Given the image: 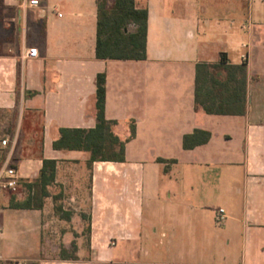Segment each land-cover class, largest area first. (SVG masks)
<instances>
[{"label":"crops","instance_id":"0c3cea01","mask_svg":"<svg viewBox=\"0 0 264 264\" xmlns=\"http://www.w3.org/2000/svg\"><path fill=\"white\" fill-rule=\"evenodd\" d=\"M40 3L0 0V168L28 183L53 159L55 180L41 208L0 193V260L264 264V0H135L148 8L143 60L96 57V0ZM221 57L245 66L243 114L195 104L196 65ZM98 73L124 160L89 166V152L52 143L60 128L95 126ZM195 129L209 139L184 148ZM73 246L76 259L59 256Z\"/></svg>","mask_w":264,"mask_h":264},{"label":"trees","instance_id":"16d2710c","mask_svg":"<svg viewBox=\"0 0 264 264\" xmlns=\"http://www.w3.org/2000/svg\"><path fill=\"white\" fill-rule=\"evenodd\" d=\"M97 34L95 54L99 59L143 60L147 33L148 8L137 7L135 0H96ZM224 69L226 79H219L218 73ZM238 74L236 79L232 77ZM195 104L207 113L243 114L245 111V66L225 64L224 57L219 63H198L195 73ZM105 75L96 77V124L92 128L59 129V137L52 143L54 149L87 151L90 154L88 165L93 161H123L125 140L112 132L114 121L108 120L104 113ZM134 133L132 128L131 134ZM210 137L206 130L195 129L183 138L184 148H193L205 143ZM56 161L44 159L39 175L28 183L19 181L25 197L17 200L10 196L12 208H41L45 197L49 196L48 186L55 180ZM17 186V187H18ZM58 193L54 198L61 197ZM60 217L69 219L70 212L55 206ZM71 253V254H69ZM62 259H76L74 246L72 252L61 247Z\"/></svg>","mask_w":264,"mask_h":264},{"label":"built area","instance_id":"2783aa9c","mask_svg":"<svg viewBox=\"0 0 264 264\" xmlns=\"http://www.w3.org/2000/svg\"><path fill=\"white\" fill-rule=\"evenodd\" d=\"M21 6L27 8L40 7V0H16ZM60 15V14H59ZM38 51L36 47L28 48L25 57L28 59L36 58ZM243 60L246 59L245 54L242 55ZM1 145L5 147L8 142L6 139L1 140ZM19 185V176L17 170L13 166H3L0 168V191L1 190H14ZM226 216L224 209L219 208L214 215V222L217 226H222L225 222ZM0 264H16V262H6L0 260ZM18 264H26L25 262H19Z\"/></svg>","mask_w":264,"mask_h":264},{"label":"rangeland","instance_id":"374dc122","mask_svg":"<svg viewBox=\"0 0 264 264\" xmlns=\"http://www.w3.org/2000/svg\"><path fill=\"white\" fill-rule=\"evenodd\" d=\"M0 193H2L4 196L9 197L11 195H14L16 198L19 197L20 195L24 194L23 189L21 186L16 187L14 190H1ZM24 196V195H23ZM216 211V210H215ZM213 217L214 214L212 216V225L214 224L213 222ZM71 254V253H69ZM7 262V261H6ZM10 262V261H9ZM172 264H177L176 262L172 263Z\"/></svg>","mask_w":264,"mask_h":264}]
</instances>
